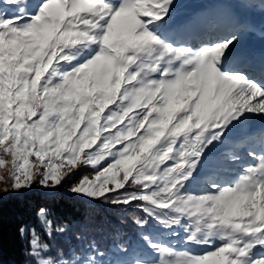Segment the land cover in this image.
<instances>
[{
  "label": "snow or ice",
  "instance_id": "1",
  "mask_svg": "<svg viewBox=\"0 0 264 264\" xmlns=\"http://www.w3.org/2000/svg\"><path fill=\"white\" fill-rule=\"evenodd\" d=\"M177 3L0 0L5 193L76 176L70 193L136 228L104 246L76 233L54 257L43 237L83 226L42 206L43 237L16 230L25 264H264V48L244 43L264 42V0L183 23ZM2 230L0 199V248Z\"/></svg>",
  "mask_w": 264,
  "mask_h": 264
},
{
  "label": "trees",
  "instance_id": "2",
  "mask_svg": "<svg viewBox=\"0 0 264 264\" xmlns=\"http://www.w3.org/2000/svg\"><path fill=\"white\" fill-rule=\"evenodd\" d=\"M183 0H178V3ZM78 177L74 176L73 181ZM73 181H68L60 188L68 189ZM49 210L54 223L68 222L83 227L73 228L65 236L43 237V230L36 220V210L40 207ZM98 209V210H97ZM21 223L35 226L44 241L53 249L56 256L59 247H67L68 243H79L76 233H83V243L95 238L101 245L111 243L114 233H120L123 240L135 241L136 228L131 223V214L123 207H110L97 204L96 208L90 202L72 193L57 191L52 194H42L31 191L22 195L8 196L2 200V248H0V264H25L29 259L25 253L28 250V239L17 234Z\"/></svg>",
  "mask_w": 264,
  "mask_h": 264
},
{
  "label": "rangeland",
  "instance_id": "3",
  "mask_svg": "<svg viewBox=\"0 0 264 264\" xmlns=\"http://www.w3.org/2000/svg\"><path fill=\"white\" fill-rule=\"evenodd\" d=\"M196 3L194 4L197 8H191L188 10H182V8H177L179 10H175V15H179L180 13H183L180 17L175 18V22H185V19L188 15H191L192 17L204 12H212V11H216L219 10V8L224 5L225 3L228 2V0H196ZM200 3H203L205 5L199 6ZM253 19H255V17H253ZM248 39V38H247ZM247 39L245 40L244 43L247 42ZM35 171V170H34ZM0 177L3 178L4 182H0V199H5L8 196H14V195H22L24 193H29L31 191H37L39 193L42 194H52L55 193L57 191H62V192H66V193H70L67 189H63V188H55L53 190H49V189H45L42 187H39L37 185H33V187L31 188V190L28 191H24L22 193H14V192H8L5 193V189L8 187V183H6L7 181H9V170L8 169H3L0 170ZM76 195V194H75ZM79 196V195H76ZM80 198H83L81 196H79ZM84 199V198H83ZM85 201H87L86 199H84ZM89 202V201H87Z\"/></svg>",
  "mask_w": 264,
  "mask_h": 264
},
{
  "label": "bare ground",
  "instance_id": "4",
  "mask_svg": "<svg viewBox=\"0 0 264 264\" xmlns=\"http://www.w3.org/2000/svg\"><path fill=\"white\" fill-rule=\"evenodd\" d=\"M252 41H256L257 43L254 44ZM263 45H264V42H262V40H257V38L255 37L254 40L249 39V44H248V48L247 49L249 51L253 52L254 49H257V48L260 49ZM262 48H264V46ZM256 123L259 124V120L258 119H257Z\"/></svg>",
  "mask_w": 264,
  "mask_h": 264
}]
</instances>
